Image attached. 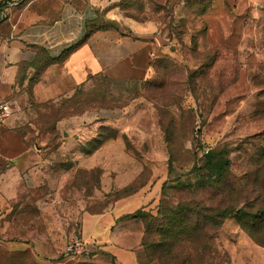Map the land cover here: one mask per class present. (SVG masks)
<instances>
[{"label":"rangeland","instance_id":"374dc122","mask_svg":"<svg viewBox=\"0 0 264 264\" xmlns=\"http://www.w3.org/2000/svg\"><path fill=\"white\" fill-rule=\"evenodd\" d=\"M184 1L116 2L119 10L111 16L153 23L158 35L166 41V49L155 54L150 78L135 82L100 77L77 92L69 104L42 119L53 123L72 109L91 111V138L98 133L99 122L104 123L100 116H115L116 122L108 125L107 134L117 136L118 140L106 144L105 152L95 158V162H103L108 174L111 173L106 207L128 193L145 190V196L152 194L154 199L145 201L138 211L157 219H145L153 232L159 228L171 231L178 228L179 222L169 221L176 206L185 208L182 217L188 220L184 226L188 230L198 228L197 220L211 216L215 212L211 210L226 206L245 208V218H228L220 229L212 223L206 224L204 234L196 233L194 243L175 246L172 254L163 258L164 264H264V220L254 219L258 212H264V0H189L185 4ZM200 3L203 5L199 6ZM109 13L98 12L97 28H117L126 33L127 26L112 21ZM184 23L187 33L182 40L168 39L170 33L182 31ZM216 48L221 50L217 68L231 72L236 65L239 78L217 94L209 107L207 100L213 101V95L208 87L217 85L215 74L198 83L206 92L196 98L190 91L189 73L204 62L205 52ZM166 139L170 140L171 154ZM122 146L126 147L123 153ZM206 150L218 152L229 160L225 185L180 189L179 181L196 184L194 168L201 166ZM59 156L54 154L52 158L65 165L66 160ZM120 165L124 183L136 177L127 191L126 188L118 191L115 186L114 174L118 173L113 170ZM96 181L91 177L92 194ZM165 182L166 190L162 193ZM100 197L103 198L102 192ZM91 202L90 209L97 210V199ZM99 206L103 207V203ZM161 212H166V220L159 215ZM77 236L80 237L78 233ZM153 240L150 237L148 242ZM171 247L166 246V250ZM161 254L144 252L141 258L159 264L157 259ZM63 257L59 261L86 264L81 262L82 257ZM55 260L48 259L45 264H55Z\"/></svg>","mask_w":264,"mask_h":264},{"label":"crops","instance_id":"0c3cea01","mask_svg":"<svg viewBox=\"0 0 264 264\" xmlns=\"http://www.w3.org/2000/svg\"><path fill=\"white\" fill-rule=\"evenodd\" d=\"M118 1L0 0V91L10 107L0 124V264H67L59 259L67 257L63 247L77 233L94 248L81 262L139 264L144 224L131 215L154 196L142 190L106 207L111 173L95 162L106 144L118 140L107 134L115 116H100L104 123L91 138V111L57 121L56 138L42 119L100 77L150 78L166 41L153 23L111 16ZM103 11L128 31L98 29ZM54 154L66 164L54 161ZM113 171L118 191L136 178L124 183L122 166Z\"/></svg>","mask_w":264,"mask_h":264},{"label":"trees","instance_id":"16d2710c","mask_svg":"<svg viewBox=\"0 0 264 264\" xmlns=\"http://www.w3.org/2000/svg\"><path fill=\"white\" fill-rule=\"evenodd\" d=\"M189 0H185V3H188ZM203 4L200 3L199 6H202ZM2 6V5H1ZM0 6V7H1ZM205 11H202V15L204 14ZM182 31H175L173 33H170L168 35V39L170 40H177L181 41L184 35L187 33V27L186 24L184 23L182 26ZM93 31H91L92 33ZM195 43V41H194ZM220 53L221 50L216 48V49H210L209 51L205 52L204 55L202 56L203 58V63L198 67V69H195L194 71L189 73V78H190V91L194 94L196 98H198L200 95H204L206 91L201 90L198 87V83L205 82V78H209L210 76H214L215 74V79L214 80L217 85L215 84H210L208 87V90L211 92V95H213V101L207 100L209 102V107H212L214 102L216 101V95L221 94L225 91V89L234 83L237 82L239 78L238 74V68L236 65L233 66V69L231 72H229L226 69L223 68H217V59L220 58ZM151 67H153V62L151 64ZM71 99L66 100L63 102L59 108L64 107L66 104H69ZM57 109V111L59 110ZM54 110V109H53ZM83 111H75L71 110L70 113H68L65 116H61L55 121L52 122H45L47 123L48 127L50 128V133L53 138H56L58 136V132H56V123L57 121H60L64 118L77 115L79 113L84 112ZM52 123V126H51ZM160 126L163 128V124L161 122L160 118ZM166 133L167 135V130L166 132L164 131V134ZM166 143L168 144V148L171 154V143L169 139H166ZM195 171L197 173V182L195 185L190 184L188 182H182L179 181V188L180 189H194L193 186L197 187H212V188H219L222 185H225V180L227 178V175L229 173L230 169V162L227 160L225 157H223L221 154L218 152H208V154L202 156V163L201 166H195ZM166 182L163 184L161 191L162 193L165 192L166 190ZM129 187V186H128ZM125 191V189H124ZM127 191V187H126ZM137 193V191H133L131 193H128V195L124 196H130ZM215 211L211 216L207 217L204 216L202 220H197L196 226H199L196 229H191L188 230L184 226L187 224V218L182 217V213H185L186 210L185 208L181 206H176L175 208L173 207L172 211L170 212L171 218L169 219L170 222H179L178 223V228L174 229L173 231L171 230H166L164 228H159L155 230L156 232H153L152 228L150 225L146 224L145 219L146 218H151L154 220H157L153 218L150 214L144 212V211H138L135 214L131 215L133 218H140L144 224V236L142 240V246H143V252L146 253L147 255H150L151 253H162L161 255L158 256V263L159 264H164L163 258L165 257L167 259V255H171L172 251L174 250L175 246H181L186 243H194V237L196 236V233L199 234H204L205 232L203 231L204 226L208 223H212L215 225L216 229H220L222 225L224 224L225 220L228 218H236V219H243L246 216V210L245 208H233V207H228L226 206L225 208H220L216 210H211ZM160 216L164 217L166 220V212L163 213L161 212L159 214ZM256 216V215H255ZM168 217V216H167ZM256 221H263L264 220V212H258L257 216L254 218ZM198 234V235H199ZM251 237H253L256 241L259 242L257 238L254 237L253 234H249ZM154 237L153 243H149V238ZM168 241L171 242V244L168 243ZM166 246H172L171 249L169 248L166 250ZM141 253V254H142ZM138 257L139 264H153L155 263V260H148L144 262L142 260V255Z\"/></svg>","mask_w":264,"mask_h":264},{"label":"built area","instance_id":"2783aa9c","mask_svg":"<svg viewBox=\"0 0 264 264\" xmlns=\"http://www.w3.org/2000/svg\"><path fill=\"white\" fill-rule=\"evenodd\" d=\"M17 6V4H14ZM10 114V107L8 101L2 96L0 91V124L6 120ZM208 150L204 153L208 154ZM93 245L89 242H86L81 237L75 236L71 238L64 247V254L73 257L80 258L90 256L93 253Z\"/></svg>","mask_w":264,"mask_h":264}]
</instances>
